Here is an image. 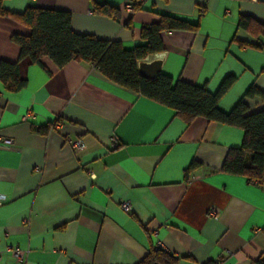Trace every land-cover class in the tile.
<instances>
[{"label": "crops", "instance_id": "0c3cea01", "mask_svg": "<svg viewBox=\"0 0 264 264\" xmlns=\"http://www.w3.org/2000/svg\"><path fill=\"white\" fill-rule=\"evenodd\" d=\"M95 1L119 7V18L96 14L94 0L3 5L16 13L69 11L76 32L126 49L143 42L142 27L158 13L185 18L197 28L163 32L165 50L147 57L163 60L160 73L211 92L235 76L219 100L224 111L251 85L264 90V35L256 24H264V0H143L136 11L125 7L128 0ZM242 16L255 21L249 29L239 27ZM16 33L31 29L0 15V62H17L26 81L13 91L0 80V264H139L158 249L177 264L264 260V182L222 170L228 151L242 144V128L204 117L187 123L92 63L58 67L48 57H20ZM250 108L264 102L252 98Z\"/></svg>", "mask_w": 264, "mask_h": 264}, {"label": "trees", "instance_id": "16d2710c", "mask_svg": "<svg viewBox=\"0 0 264 264\" xmlns=\"http://www.w3.org/2000/svg\"><path fill=\"white\" fill-rule=\"evenodd\" d=\"M0 0V15L10 16L31 29L29 35L14 34L12 39L20 45V57L28 56L33 62H41L44 57L56 66L63 67L71 61L92 63L102 74L112 81L130 88L164 106L175 110L187 123L196 117L234 125L244 130L242 144L233 147L223 162L222 170L229 174L244 175L249 181L264 182V108L251 111L250 100L260 98L264 102V90L251 85L230 111L219 107L222 95L232 86L235 76L228 75L216 92L206 86L187 82L181 78L160 73L156 79L140 75V61L165 50L163 32L177 29H195L196 24L172 14L158 13L159 20L141 29L142 43L126 49L120 41L105 40L92 34L76 32L71 25L72 14L66 10L45 9L34 6L23 12L7 10ZM142 1L133 0L131 11L142 8ZM120 8L94 0L96 14L119 18ZM132 18L126 22L131 26ZM255 22L242 16L239 27L249 29ZM260 26L264 35V24ZM0 80L9 90H20L26 81L21 78L17 62H0ZM48 126L40 128L46 132ZM178 257L161 249L153 250L139 264H177ZM258 264H264L260 259Z\"/></svg>", "mask_w": 264, "mask_h": 264}, {"label": "built area", "instance_id": "2783aa9c", "mask_svg": "<svg viewBox=\"0 0 264 264\" xmlns=\"http://www.w3.org/2000/svg\"><path fill=\"white\" fill-rule=\"evenodd\" d=\"M138 1H143V0H138ZM133 5V0H128L125 7L127 9H131ZM30 116V114L27 115V117ZM3 141L7 144H11L12 143V140L11 139H3ZM66 142L73 148H81L83 147V141L81 139H73V138H70V137H67L66 138ZM119 145V140L118 138L116 137H113L111 139V146L112 147H117ZM121 208L125 211H130L131 207H130V204L127 202V201H124L121 203ZM209 215L215 219H218L219 218V211L217 208L215 207H212L210 210H209ZM12 252L13 254L18 258V259H24L25 257V252L18 249V248H15V249H12Z\"/></svg>", "mask_w": 264, "mask_h": 264}, {"label": "water", "instance_id": "95a60500", "mask_svg": "<svg viewBox=\"0 0 264 264\" xmlns=\"http://www.w3.org/2000/svg\"><path fill=\"white\" fill-rule=\"evenodd\" d=\"M146 58L139 62L138 69L141 76L148 79H156L161 72L163 60Z\"/></svg>", "mask_w": 264, "mask_h": 264}]
</instances>
